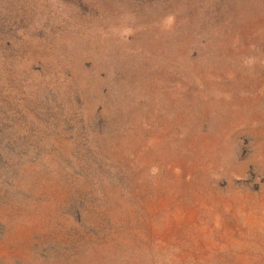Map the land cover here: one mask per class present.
I'll return each instance as SVG.
<instances>
[{"label": "rangeland", "instance_id": "rangeland-1", "mask_svg": "<svg viewBox=\"0 0 264 264\" xmlns=\"http://www.w3.org/2000/svg\"><path fill=\"white\" fill-rule=\"evenodd\" d=\"M0 264H264V0H0Z\"/></svg>", "mask_w": 264, "mask_h": 264}]
</instances>
